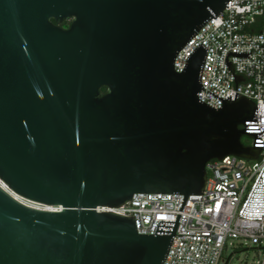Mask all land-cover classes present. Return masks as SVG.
<instances>
[{"label": "water", "instance_id": "95a60500", "mask_svg": "<svg viewBox=\"0 0 264 264\" xmlns=\"http://www.w3.org/2000/svg\"><path fill=\"white\" fill-rule=\"evenodd\" d=\"M228 1L0 0V183L59 208L0 186V264H163L207 163L258 158L262 147L241 142L262 133L252 101L198 100L204 46L173 69ZM248 55L229 52L228 69V56ZM247 81L234 75L236 88ZM135 194L184 198L153 235L96 212Z\"/></svg>", "mask_w": 264, "mask_h": 264}, {"label": "built area", "instance_id": "2783aa9c", "mask_svg": "<svg viewBox=\"0 0 264 264\" xmlns=\"http://www.w3.org/2000/svg\"><path fill=\"white\" fill-rule=\"evenodd\" d=\"M227 7L211 19L179 51L173 69L181 73L187 57L201 44L207 50L198 100L213 109L235 93L252 101L257 109L259 139L248 137L247 147H262L258 158L246 160L226 156L206 165L203 195L186 199L175 236L163 264H228L224 250L245 248L256 252L248 264H264V0H229ZM248 53V58L227 57L228 53ZM248 78L234 82V75ZM210 92V93H208ZM244 129V126H243ZM262 143V144H254ZM21 204L42 211L57 212L20 197ZM183 196L175 194H135L119 207H99L97 213L134 218L139 235H153L158 221H176Z\"/></svg>", "mask_w": 264, "mask_h": 264}, {"label": "rangeland", "instance_id": "374dc122", "mask_svg": "<svg viewBox=\"0 0 264 264\" xmlns=\"http://www.w3.org/2000/svg\"><path fill=\"white\" fill-rule=\"evenodd\" d=\"M242 142L246 147L249 145V140L246 137L242 138ZM255 255L256 252L252 249L240 248L233 250L228 247L224 250V259L225 261L228 260V264H248L255 260Z\"/></svg>", "mask_w": 264, "mask_h": 264}, {"label": "flooded vegetation", "instance_id": "af4514ba", "mask_svg": "<svg viewBox=\"0 0 264 264\" xmlns=\"http://www.w3.org/2000/svg\"><path fill=\"white\" fill-rule=\"evenodd\" d=\"M52 22H54V21H52ZM70 23H71V20H64L59 24V27H61L62 29H67V28H69Z\"/></svg>", "mask_w": 264, "mask_h": 264}, {"label": "trees", "instance_id": "16d2710c", "mask_svg": "<svg viewBox=\"0 0 264 264\" xmlns=\"http://www.w3.org/2000/svg\"><path fill=\"white\" fill-rule=\"evenodd\" d=\"M105 93V89H102L101 90V95H103ZM241 142H242V140H241ZM242 144H243V142H242ZM244 145V144H243ZM245 146V145H244Z\"/></svg>", "mask_w": 264, "mask_h": 264}, {"label": "bare ground", "instance_id": "6f19581e", "mask_svg": "<svg viewBox=\"0 0 264 264\" xmlns=\"http://www.w3.org/2000/svg\"><path fill=\"white\" fill-rule=\"evenodd\" d=\"M47 208H49L50 210L53 209L51 206H49V207L47 206ZM58 209H59V208H58Z\"/></svg>", "mask_w": 264, "mask_h": 264}]
</instances>
